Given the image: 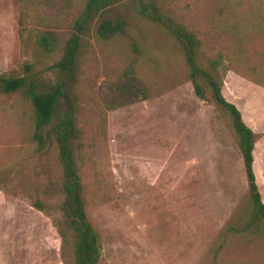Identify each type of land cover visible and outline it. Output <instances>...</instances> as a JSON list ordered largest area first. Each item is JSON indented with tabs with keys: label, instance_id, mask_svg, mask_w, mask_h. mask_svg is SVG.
I'll return each mask as SVG.
<instances>
[{
	"label": "rangeland",
	"instance_id": "rangeland-1",
	"mask_svg": "<svg viewBox=\"0 0 264 264\" xmlns=\"http://www.w3.org/2000/svg\"><path fill=\"white\" fill-rule=\"evenodd\" d=\"M156 1L195 33L204 57L222 59L220 92L254 133L253 176L264 194V1ZM81 2L0 0V75L17 77L28 62L52 79L49 66ZM116 11L127 17L123 35L83 39L73 90L75 157L98 264H264L263 224L223 236L249 207L227 119L208 92L205 101L194 96L183 56L165 32L127 8ZM42 33L55 36L50 57L36 53ZM32 129L28 101L18 92L0 95V264H71L70 241L56 231V151L38 152Z\"/></svg>",
	"mask_w": 264,
	"mask_h": 264
},
{
	"label": "trees",
	"instance_id": "trees-1",
	"mask_svg": "<svg viewBox=\"0 0 264 264\" xmlns=\"http://www.w3.org/2000/svg\"><path fill=\"white\" fill-rule=\"evenodd\" d=\"M117 8L123 11L129 9L139 19L158 26L175 42L183 56L194 96L205 101L204 94L208 92L211 102L223 113L235 135L247 183L248 216L240 224L226 225L223 236L242 235L264 225V205L252 172L254 133L242 121L235 106L221 95L222 59L204 57L200 52L201 42L195 33L164 13L162 5L156 0H82L70 35L63 42L57 59L49 66L52 79L40 78L32 72L33 63L28 62L21 66L22 73L17 77L0 75V95L18 92L29 103L33 125L31 140L36 144L37 151L44 152L50 145L56 151L62 196L56 231L63 242L67 237L70 241L71 264H98L100 252L98 234L85 215L75 157L77 105L73 90L83 39L90 32L95 39L102 41L123 35L127 17L116 11ZM56 48L52 33H42L37 37L35 49L38 55L50 57ZM31 206L38 211L41 209L37 203Z\"/></svg>",
	"mask_w": 264,
	"mask_h": 264
},
{
	"label": "crops",
	"instance_id": "crops-1",
	"mask_svg": "<svg viewBox=\"0 0 264 264\" xmlns=\"http://www.w3.org/2000/svg\"><path fill=\"white\" fill-rule=\"evenodd\" d=\"M249 84V86H254V87H257L258 88V86H256L255 84H253V83H248ZM249 88H251V87H245V90L242 92V94H244V95H246V91H247V89H249ZM227 102H229V103H231L232 105H234L235 106V108H237V106H236V104H235V102L233 101V100H228ZM244 122V121H243ZM245 125H246V123H245ZM247 126V125H246ZM250 128V127H249ZM251 130V129H250ZM255 133L256 134H259V133H263V132H261L260 131V129H258V127H255ZM252 172L254 173V176H256V174H255V172L253 171V169H252ZM256 184H257V180H256V177H255V181H254ZM259 183V182H258ZM258 186V185H257ZM259 195H260V200H261V202H262V204L264 205V194L261 192V191H259Z\"/></svg>",
	"mask_w": 264,
	"mask_h": 264
}]
</instances>
